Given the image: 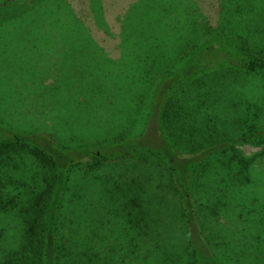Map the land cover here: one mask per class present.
<instances>
[{"label": "trees", "instance_id": "1", "mask_svg": "<svg viewBox=\"0 0 264 264\" xmlns=\"http://www.w3.org/2000/svg\"><path fill=\"white\" fill-rule=\"evenodd\" d=\"M232 1L222 2L218 27L209 28L207 20H202L205 44H194L200 40L194 30L199 25L200 12L198 17L189 10L182 15L184 27L187 22L192 24L191 30L187 28L189 33L182 36L188 51L183 65L172 66L164 27L174 28V19L181 15L171 12L172 16L166 18L168 7L161 1L141 0L130 7V17H119L121 54L113 57L93 38L70 0H0V67L5 72L41 77L132 76L139 82L133 83L130 78L128 82L135 89L125 83V91L137 93L133 103L138 112L135 108L133 113H125V119L128 122L140 115L142 122L137 138L120 134L117 143L112 144L118 149L106 150L101 142L67 153L49 136L13 129L0 121V264H231L225 260L230 253L239 257L234 258V264H244L245 250L234 252L233 242L219 234V211L223 206L217 200L212 202V197L205 200L199 195L207 179H215L222 169L230 174L233 184L245 187L254 180L258 159L264 157L263 102H246L252 112L236 120L234 127L229 124L232 130L224 125L222 132L216 121L200 119L201 114L222 106V97L213 99L212 93L229 90L230 84H223L219 78L223 70L226 74L221 75L227 76L229 70L241 68L242 76L264 80V45L238 33V28L250 31L244 30L247 26L240 25L229 11ZM90 5L94 23L112 36L100 0H90ZM258 31L263 33L264 28ZM48 38L50 41L44 44ZM217 45L224 46L218 54ZM233 50L236 57H241L236 61ZM211 51L216 54L213 60L221 71H212L214 64L206 61ZM168 76L178 77L169 82ZM179 76L187 80V89L181 90L184 100H177L175 93ZM44 88L51 93L47 95L50 98L60 92L56 82L45 80ZM40 114L44 116L45 112ZM191 119L194 123L186 126ZM148 128L152 131L147 132ZM149 133L156 142H152ZM245 144L260 147L261 151L248 156L241 150ZM134 152L145 155V165L161 168L167 163V188L172 190L173 198L179 195L180 221H186L181 243L172 244L163 228H157L156 223L161 220L156 221L155 213L145 205L143 185L136 180L114 190V202L119 204L124 221H120L123 235L115 238L113 247L92 242L95 238L82 226L83 217L78 215L77 220L76 211L69 213L67 202L73 201L70 195L74 167L85 164L86 173L97 172L105 161ZM152 154L157 162L151 160ZM134 184L141 190L134 189ZM202 212L214 218L216 228L199 220ZM154 233L158 236L149 238ZM171 246L175 253H171ZM155 252L161 255L162 262L151 258ZM256 257L264 264L262 253Z\"/></svg>", "mask_w": 264, "mask_h": 264}, {"label": "rangeland", "instance_id": "2", "mask_svg": "<svg viewBox=\"0 0 264 264\" xmlns=\"http://www.w3.org/2000/svg\"><path fill=\"white\" fill-rule=\"evenodd\" d=\"M140 1L100 0L103 6L104 20L108 29L113 33L112 36L106 34L104 29H100L94 23L90 0H70V3L77 14L85 20L93 38L111 56L118 57L121 54L119 33L122 30L119 17L126 18L129 15L130 7ZM151 1L157 3L161 1L167 5L166 18L171 15V12L181 15L174 19V24L176 23L174 28L164 27V31L168 32L165 44L170 49L169 64L171 63L172 66L178 64L177 66H179L185 63L188 51L186 41L182 39V36L184 33H189L187 28L192 29V24L188 22L184 27L185 22L182 21V15L189 10L198 17L200 12L199 25H195L194 28L195 33H199L197 38L200 40L194 44H205V38L201 34V22L207 20L209 28L218 27L221 4L224 0ZM231 8L229 11L236 15L240 25L247 26L244 27V30L250 31L244 32L238 28V33L250 36L252 40L256 39L257 42L264 45V32L258 31L264 28V0H233ZM195 36L196 34L191 37L190 43ZM234 36L238 39L237 35ZM49 41L48 38L43 43ZM220 49H224V46H215L217 54ZM236 54L235 51L233 52L234 57L231 54L235 61L241 58L240 55L236 57ZM215 55L214 51H211L206 56V61L209 60L214 64L211 66L212 71H221L222 69L219 68L221 66L213 60ZM4 70L0 67V121L13 129L29 130V132L49 136L53 140L55 139L57 146L63 148L67 153H73V150L79 152L80 148H89L101 142L104 143L106 150L118 149V145L112 144L117 143L115 140L121 133H125L130 138H137L141 135L140 115H135L136 118L128 122L125 119V113H133L135 108L138 112L136 103H133L137 93L125 91L127 87L125 83L129 84V89H135L133 88L135 86H131V82H128L130 78L133 83L139 82L132 76H12L10 75L11 71L5 72ZM235 70H229L230 73L227 76L221 75L226 74L225 70L219 74L223 84H230L229 90L221 89L219 92L212 93L213 99L218 95L222 97V106L217 110L200 115L201 120L205 119L211 123L210 120L212 119L214 123L217 122L222 132L225 126L232 130L231 125L234 127L236 120L252 112V109L246 108V102L254 100L264 103V80L255 76H242L243 70L241 68ZM160 77L157 76V78ZM168 77L169 82H171L178 76ZM179 78L180 82L177 83V92L175 93H178L177 100H184L182 91L187 89V80L184 76H179ZM45 80L47 83L56 82L59 84L60 92L56 96L54 95L52 98L47 96L51 93H48L44 88ZM31 85H34L35 88L30 87ZM40 112H45V115H41ZM51 112L53 113L51 117L55 121L51 120L49 116L52 114ZM193 123L194 119H191L189 122L187 121L186 126ZM150 130L151 128H148L147 132ZM154 135L150 136L152 142L157 141ZM159 135L158 132L157 136ZM180 141L182 140L180 139ZM241 150L248 156L261 151L260 147H254L250 144L241 146ZM150 156L153 162H157L156 156L153 154ZM144 157L145 155L140 154V152H134L126 157L105 161L104 167L100 171L92 173L85 172V164L73 168V186L70 195L73 201L67 202L70 208L69 213L76 211L74 218L77 220L79 216L83 217L82 226L85 227L87 234L95 238L92 242H97L98 245L102 242V247L104 243L105 246L113 247L115 238L122 237L120 221L123 222L124 220L121 218L122 211L119 204L114 202L117 195L114 190H118L121 184L125 182L131 185L134 180L143 185L142 192L143 197L146 198L145 205L151 212L155 213V220H161L157 221V228L158 226L163 228L165 237L172 244H179L183 241L186 221H180L179 212L181 208L177 206L179 205V195L176 199L173 198L172 190L167 188V163L164 162L163 167L156 168L153 167V164L145 165L142 162ZM255 167L257 169L252 175L254 180L252 178L245 187L240 188L237 184H233L230 174L222 169L215 179H207L205 186L199 190V195L205 200L212 197V202L217 200L220 202V206H223L219 211L221 213L219 225L216 224L213 217H206L205 212L201 213L202 218L200 217L199 220L203 219L205 223L215 228L218 225L219 234H222L230 242L232 241L233 246L236 247V250L233 249L234 252L245 250L247 255L243 257L244 264H260L262 259L256 257L257 253H262L264 259V157L262 160L258 159ZM133 188L141 190L135 184ZM213 196H217V199ZM156 224L154 223L153 226ZM131 235L134 236L135 233L133 232ZM157 236L154 233L149 238L155 239ZM103 238L107 239L103 240ZM124 241L128 243L129 239ZM172 246L170 251L175 253ZM147 248L148 245L146 244L145 249ZM117 256L119 257L118 254ZM237 257L230 253L225 260L234 264V258ZM151 258H154V261L160 260L162 262V257L158 252L153 253ZM237 259L239 260V257ZM135 263L143 264L137 261Z\"/></svg>", "mask_w": 264, "mask_h": 264}]
</instances>
